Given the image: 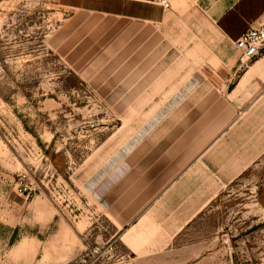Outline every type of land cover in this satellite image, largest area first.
<instances>
[{"label":"crops","instance_id":"crops-1","mask_svg":"<svg viewBox=\"0 0 264 264\" xmlns=\"http://www.w3.org/2000/svg\"><path fill=\"white\" fill-rule=\"evenodd\" d=\"M240 1L56 0L121 119L91 178L117 226L172 238L264 156V50L241 63L234 44L264 8L232 13Z\"/></svg>","mask_w":264,"mask_h":264},{"label":"rangeland","instance_id":"rangeland-1","mask_svg":"<svg viewBox=\"0 0 264 264\" xmlns=\"http://www.w3.org/2000/svg\"><path fill=\"white\" fill-rule=\"evenodd\" d=\"M71 16L0 0V264H264V156L172 238L101 210L93 157L121 119L88 82Z\"/></svg>","mask_w":264,"mask_h":264},{"label":"built area","instance_id":"built-area-1","mask_svg":"<svg viewBox=\"0 0 264 264\" xmlns=\"http://www.w3.org/2000/svg\"><path fill=\"white\" fill-rule=\"evenodd\" d=\"M158 3L164 8H169L167 0H158ZM236 49L239 52V60L241 63L247 62L259 56L264 50V23L255 27H249L237 39L234 40ZM19 191L24 193L27 191L26 185H22Z\"/></svg>","mask_w":264,"mask_h":264},{"label":"trees","instance_id":"trees-1","mask_svg":"<svg viewBox=\"0 0 264 264\" xmlns=\"http://www.w3.org/2000/svg\"><path fill=\"white\" fill-rule=\"evenodd\" d=\"M241 0L235 7L234 10L232 11V13L234 11H238L241 14H244L245 16L247 15V17L251 14H253V17L258 15V13H260L263 8H264V0ZM223 19L219 22L220 26L227 32V33H231L229 32V29L226 28L223 23H222ZM232 35V34H231Z\"/></svg>","mask_w":264,"mask_h":264}]
</instances>
